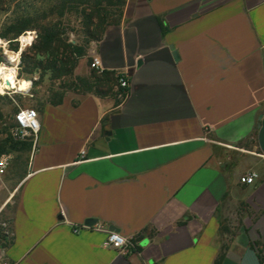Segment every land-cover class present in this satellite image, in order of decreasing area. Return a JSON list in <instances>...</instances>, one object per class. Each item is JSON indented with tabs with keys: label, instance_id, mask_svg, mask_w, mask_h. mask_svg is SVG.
Segmentation results:
<instances>
[{
	"label": "crops",
	"instance_id": "obj_1",
	"mask_svg": "<svg viewBox=\"0 0 264 264\" xmlns=\"http://www.w3.org/2000/svg\"><path fill=\"white\" fill-rule=\"evenodd\" d=\"M94 56L126 92L38 108L25 174L0 180L1 261L264 264V0H124Z\"/></svg>",
	"mask_w": 264,
	"mask_h": 264
},
{
	"label": "rangeland",
	"instance_id": "obj_2",
	"mask_svg": "<svg viewBox=\"0 0 264 264\" xmlns=\"http://www.w3.org/2000/svg\"><path fill=\"white\" fill-rule=\"evenodd\" d=\"M62 1L63 0H0V35L4 33L8 25L11 24V21L22 12L21 9H24L31 15H35V12H37V15H41V17L45 16V23H50L52 25L58 23V27L62 32L60 37L65 44L85 47V42L88 38H86L84 34V23L86 22L85 17L91 13L90 7H85L84 5L77 6V8L75 7L76 10H65L62 12V15L59 16L60 10L58 4ZM102 7H106L105 2H103ZM106 9L108 17L102 25V28H105L104 31L116 20L115 9L112 7H106ZM34 10L36 11L33 13ZM122 12L123 7L121 8V17ZM121 17L119 21L121 20ZM91 21L92 25L89 27V30L92 31L91 33L94 37H102L103 34H97L98 18L94 16ZM28 32H33L35 34V40L30 47L31 40L29 36L20 38L19 42L21 43V48L15 43L6 45V41L0 39V55L3 57V62L0 63V65L15 68L18 78L30 82V86L26 87L25 92L12 88L4 90V94L0 95V140L4 139L6 134L16 139L13 135L15 130L13 116L18 107L33 108L37 111L44 103L57 101L62 103L65 99H72L74 101L78 96H82L81 88H79L76 78H82L85 80L92 79L91 69L86 68L87 70H85V67L79 66V60L76 62L72 72L62 77H54L52 72H43L41 68L35 70L32 74H28L26 64L29 59H33V56H35L31 48L37 42V32ZM98 38L88 40L89 42L85 47L87 55L86 65L89 64L88 51L91 46L99 42ZM35 60L38 59L36 58ZM6 61L8 63L7 65ZM75 86L78 88H75ZM75 94L77 96H74ZM31 149L28 153L6 154L11 156V160L5 176L12 184L25 174ZM6 219L5 216L0 217V236L3 237L5 236L2 233L3 230L1 225H7L8 222ZM3 242L5 241L0 239V249L8 243L6 241L4 244Z\"/></svg>",
	"mask_w": 264,
	"mask_h": 264
},
{
	"label": "trees",
	"instance_id": "obj_3",
	"mask_svg": "<svg viewBox=\"0 0 264 264\" xmlns=\"http://www.w3.org/2000/svg\"><path fill=\"white\" fill-rule=\"evenodd\" d=\"M105 2L106 7H112L116 12V20L110 24V26L118 25L119 19L121 17V8L124 6V0H63L59 3V16L62 15V12L74 11L77 6L84 5L85 7H90L91 13L85 17L84 23V34L88 38L85 42V47L88 44V40L97 39L94 37L89 30L90 25H92V18L96 16L98 18L97 25V34L102 35L104 29L102 25L108 17L106 7L103 8L102 4ZM76 7V8H75ZM117 8V9H116ZM17 17H15L11 24L8 25L4 33L0 35V39L8 42V44H14V40L18 38V41L21 37L29 36L31 39V33H25L28 31L37 32V42L32 46L31 50L35 54L33 59H29L26 64V70L28 74H32L35 70L41 68L43 72L50 71L54 77H62L66 74H70L74 69L76 62L80 59L86 58L85 47L82 46H72L70 44H65L61 40L62 32L59 29V24H50L45 23V16L31 15L26 10L21 9ZM44 22V23H43ZM101 39L98 38V40ZM16 44V43H15ZM38 60H35V59ZM3 62V57L0 55V63ZM92 79L85 80L82 78H76L79 88H81V95L85 94H101L103 88L111 90V86L118 84L121 76H115L114 74L108 75L106 72L102 71L98 74L96 71L91 70ZM75 88H78L75 86ZM119 91L122 93L126 92V89L119 88ZM61 102H50L51 105H59ZM42 107V106H40ZM39 107V108H40ZM1 118V113H0ZM32 144L30 142L21 141L18 139L12 138L10 135L6 134L5 138L0 140V156L3 154H14V153H28L31 149ZM0 239L3 241L9 242L5 237L0 236Z\"/></svg>",
	"mask_w": 264,
	"mask_h": 264
},
{
	"label": "built area",
	"instance_id": "obj_4",
	"mask_svg": "<svg viewBox=\"0 0 264 264\" xmlns=\"http://www.w3.org/2000/svg\"><path fill=\"white\" fill-rule=\"evenodd\" d=\"M25 33H31V39L32 40H31L30 45H29V47H30L35 40V34L33 32H25ZM13 42L18 44L19 47L21 46V43L18 41V38L15 39ZM6 45H8V42H6ZM7 64L8 63L6 61V65ZM89 68L91 70L96 71L98 74H100L102 72L100 60L97 56H94L91 58L90 63H89ZM118 86L121 89H127V87H128L127 80L122 79V78L119 79ZM22 111H27L29 114H31L32 112H35L36 116L32 117V119H34L37 123L35 125H33L30 123V121H26L24 124H21V122L17 119V117L19 116V114ZM13 121L15 124V130L13 133L14 137L18 140L29 141L32 144V146L35 145L38 133L40 131L38 112L33 108H19L18 107L17 111L15 112V114L13 116ZM83 154H84V152L80 153L81 158H82ZM10 160H11L10 155L4 154V155L0 156V180L6 174L8 168L10 166ZM257 178H258L257 174L250 173L247 176L241 178L240 182L242 184H245V185H251ZM3 209H4V205L0 204V217H1ZM1 226H2V230H3L2 231L3 235L9 241L11 238V233L9 230V223H7V225L2 224ZM84 228L91 229V230L98 231V232H104L106 234V237H105L103 244H102L103 248L115 250V251H117V253L119 255L126 256L135 249V240L132 237L122 236V235L115 233L113 231H109V229L103 228L101 226H91V227L84 226ZM3 243L5 244V242H3ZM118 244H119V246H117ZM0 264H8V263L1 261V249H0Z\"/></svg>",
	"mask_w": 264,
	"mask_h": 264
},
{
	"label": "clouds",
	"instance_id": "obj_5",
	"mask_svg": "<svg viewBox=\"0 0 264 264\" xmlns=\"http://www.w3.org/2000/svg\"><path fill=\"white\" fill-rule=\"evenodd\" d=\"M2 72H3V66H0V73ZM2 80L8 83L0 82V95L4 94L3 93L4 88L8 87L10 83L12 84V86H14L13 77L11 74L7 76H3ZM28 86H30V82H26L25 84H22L21 88H25ZM35 116H36L35 112L29 114L27 111H22L17 117V119L21 122V124H24L26 121H30L31 124L35 125L37 122L34 119H32V117ZM117 246H119V244Z\"/></svg>",
	"mask_w": 264,
	"mask_h": 264
},
{
	"label": "bare ground",
	"instance_id": "obj_6",
	"mask_svg": "<svg viewBox=\"0 0 264 264\" xmlns=\"http://www.w3.org/2000/svg\"><path fill=\"white\" fill-rule=\"evenodd\" d=\"M0 66H3V72L0 73V82L8 83L6 81H3L2 77L3 76H7L9 74L12 75L13 82H14V86H12V84L10 83L8 87L4 88V90L15 88V89H18L20 91H24L25 92L26 91V87L25 88H21V85L25 84L26 81H25V79H20V78L17 77L16 69L13 68V67L5 66V65H0Z\"/></svg>",
	"mask_w": 264,
	"mask_h": 264
},
{
	"label": "water",
	"instance_id": "obj_7",
	"mask_svg": "<svg viewBox=\"0 0 264 264\" xmlns=\"http://www.w3.org/2000/svg\"><path fill=\"white\" fill-rule=\"evenodd\" d=\"M170 50L172 51L173 58H174V59H177V55H176L174 49L171 47ZM138 64H139V63H138ZM93 223H94V221L91 220V219H89V220H86L84 224H85V226H89V227H91ZM109 231H113V232H115L116 229L112 227V228L109 229Z\"/></svg>",
	"mask_w": 264,
	"mask_h": 264
}]
</instances>
